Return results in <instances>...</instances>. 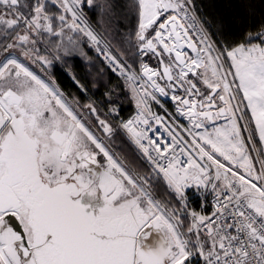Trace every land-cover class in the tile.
Listing matches in <instances>:
<instances>
[{
    "label": "snow or ice",
    "instance_id": "obj_1",
    "mask_svg": "<svg viewBox=\"0 0 264 264\" xmlns=\"http://www.w3.org/2000/svg\"><path fill=\"white\" fill-rule=\"evenodd\" d=\"M198 7L0 0V264H264V22L223 43Z\"/></svg>",
    "mask_w": 264,
    "mask_h": 264
},
{
    "label": "trees",
    "instance_id": "obj_2",
    "mask_svg": "<svg viewBox=\"0 0 264 264\" xmlns=\"http://www.w3.org/2000/svg\"><path fill=\"white\" fill-rule=\"evenodd\" d=\"M196 3L199 6L198 11L200 15L206 18L210 23L214 24L219 18H223L226 21L227 28L224 32L222 34L217 32V35L213 37L223 43H230L241 39L242 33L245 30L252 31L261 22H264V3H261V0H196ZM126 23L128 24L129 29L134 27L136 23L135 17L130 16ZM209 31L217 30L211 28ZM69 67L70 68L58 65V67L52 68L51 74L66 94L71 93V95L77 96L81 101H84L85 98L80 96V93L73 86L71 79L67 75L71 70V72L77 74L78 78L82 77L84 75L82 63H73L70 61ZM95 74H97L96 71ZM88 80L93 81L96 86L92 87V85H89L86 81L82 80V83H86V86L91 88L87 93V98L96 101L101 108H103V102L105 99L104 93L111 89L116 93L112 98H118V106L122 107L121 115L123 117L127 118L135 112V103L128 95V90H126L125 85L122 84L121 78L108 74L103 77V82L101 83L100 77L96 79L95 76L92 77V75H90L88 76ZM166 105L171 111H173L172 103L166 102ZM104 110L106 111L107 109ZM198 200L199 198H196L193 201L195 207ZM208 207L209 200L207 201L205 208Z\"/></svg>",
    "mask_w": 264,
    "mask_h": 264
},
{
    "label": "rangeland",
    "instance_id": "obj_3",
    "mask_svg": "<svg viewBox=\"0 0 264 264\" xmlns=\"http://www.w3.org/2000/svg\"><path fill=\"white\" fill-rule=\"evenodd\" d=\"M85 14L89 17V18H91L92 17V14H91V12L88 10V9H85ZM69 63H70V61L68 62V64L67 65H64V64H59V66H64V67H68V68H70L69 67ZM150 63H151V65H153V66H155V60H152V61H150ZM69 70V69H68ZM88 71L89 72H91V75H92V77H94L95 76V78L97 79L99 76L97 75V74H95V69H92V68H89L88 69ZM69 72H71V70L69 71ZM51 73H52V69H51ZM122 79V78H121ZM125 88H126V90H127V87H126V85H125ZM89 99V98H88ZM82 103H84V102H87V100L85 99L84 101H81ZM165 102H169L168 100H165ZM173 106V105H172ZM166 107H167V109H168V111L171 113L172 111L169 109V107L166 105ZM173 109H174V106L172 107ZM184 123H187V121H183ZM129 158H131V154L129 153ZM189 197H190V199H191V201H192V205H193V207H195L194 206V204H193V201L196 199V198H199V199H202L201 197H197L193 192H189ZM209 197H210V194L208 195V197H207V201L209 200ZM206 203L207 202H205V204H204V208H205V206H206ZM206 209V208H205ZM198 210H201V209H198Z\"/></svg>",
    "mask_w": 264,
    "mask_h": 264
},
{
    "label": "built area",
    "instance_id": "obj_4",
    "mask_svg": "<svg viewBox=\"0 0 264 264\" xmlns=\"http://www.w3.org/2000/svg\"><path fill=\"white\" fill-rule=\"evenodd\" d=\"M155 110L158 111V112H160L161 115H163V111H161V109H159V108H155ZM135 112H136V110H135ZM135 112H134L132 115H135ZM132 115H131V116H132ZM212 200H213V197L210 195V197H209V202H211Z\"/></svg>",
    "mask_w": 264,
    "mask_h": 264
},
{
    "label": "water",
    "instance_id": "obj_5",
    "mask_svg": "<svg viewBox=\"0 0 264 264\" xmlns=\"http://www.w3.org/2000/svg\"><path fill=\"white\" fill-rule=\"evenodd\" d=\"M165 100H168L170 103H172V105L174 106V103L170 100V99H168V98H164Z\"/></svg>",
    "mask_w": 264,
    "mask_h": 264
}]
</instances>
